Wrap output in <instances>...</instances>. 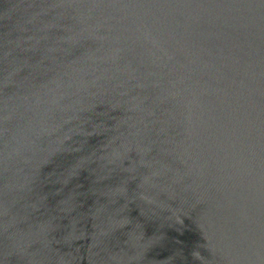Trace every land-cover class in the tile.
Returning a JSON list of instances; mask_svg holds the SVG:
<instances>
[{
  "label": "water",
  "instance_id": "1",
  "mask_svg": "<svg viewBox=\"0 0 264 264\" xmlns=\"http://www.w3.org/2000/svg\"><path fill=\"white\" fill-rule=\"evenodd\" d=\"M0 264H264V0H0Z\"/></svg>",
  "mask_w": 264,
  "mask_h": 264
}]
</instances>
